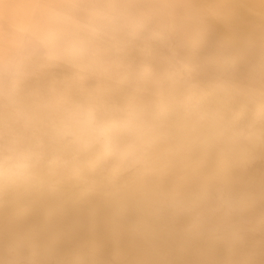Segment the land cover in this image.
I'll return each instance as SVG.
<instances>
[{
	"label": "bare ground",
	"instance_id": "6f19581e",
	"mask_svg": "<svg viewBox=\"0 0 264 264\" xmlns=\"http://www.w3.org/2000/svg\"><path fill=\"white\" fill-rule=\"evenodd\" d=\"M157 44L205 48L235 70L195 94L145 86ZM97 113L136 141L145 175L247 197L243 248L201 257L165 241L169 264H264V0H0V264H157L126 222L136 181L113 183L95 159L31 170L34 152L63 154L58 138L112 147Z\"/></svg>",
	"mask_w": 264,
	"mask_h": 264
},
{
	"label": "clouds",
	"instance_id": "9594fccd",
	"mask_svg": "<svg viewBox=\"0 0 264 264\" xmlns=\"http://www.w3.org/2000/svg\"><path fill=\"white\" fill-rule=\"evenodd\" d=\"M209 18L219 20L215 16ZM154 55L157 63L150 69L151 80L143 82L145 86L153 83L162 86L179 84L186 86L185 91L195 94L201 85L226 78L235 70L234 59L216 55L205 48L189 50L182 46L157 44ZM96 116L111 137L112 147L101 138H93L86 146L71 139L58 138L54 142L65 149L63 154L34 152L32 172L46 174L49 164L72 157L85 162L93 159L103 161L101 172L111 175L113 183L122 178L136 181L129 185L125 197L128 203L135 206L136 212L127 215L126 222L140 239L156 249L159 257L157 264H169L162 247L165 241L180 244L201 257H206L212 249L230 254L247 244L251 216L247 197L242 192L219 183L187 177L163 180L158 175H145L147 157L143 153L133 154L134 150L140 151L136 141L113 119L103 113ZM8 183L0 182V186L6 187ZM147 184L151 188L145 190L143 185ZM203 264L223 262L206 259Z\"/></svg>",
	"mask_w": 264,
	"mask_h": 264
}]
</instances>
